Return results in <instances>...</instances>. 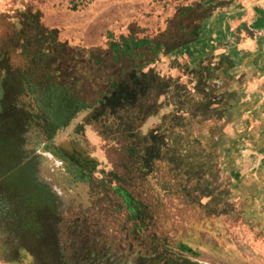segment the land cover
<instances>
[{
  "label": "rangeland",
  "instance_id": "374dc122",
  "mask_svg": "<svg viewBox=\"0 0 264 264\" xmlns=\"http://www.w3.org/2000/svg\"><path fill=\"white\" fill-rule=\"evenodd\" d=\"M210 4L0 0V264H264V232L255 244L239 232L251 182L227 171L220 146L207 151V110L191 104L207 50L194 29ZM130 84L149 86L138 121L120 88ZM160 135L161 148L148 145ZM199 162L201 183L185 179ZM73 166L92 178L76 181ZM219 214L222 236L204 223Z\"/></svg>",
  "mask_w": 264,
  "mask_h": 264
},
{
  "label": "crops",
  "instance_id": "0c3cea01",
  "mask_svg": "<svg viewBox=\"0 0 264 264\" xmlns=\"http://www.w3.org/2000/svg\"><path fill=\"white\" fill-rule=\"evenodd\" d=\"M210 1L207 22L200 20L194 29L205 33L207 50L195 63L190 84L207 88V124L211 133L220 129L217 146L222 159L229 158L227 171L238 175L239 183L251 182L253 189L242 191L245 218L264 232V0ZM33 123L30 132L41 137L44 150V125Z\"/></svg>",
  "mask_w": 264,
  "mask_h": 264
},
{
  "label": "trees",
  "instance_id": "16d2710c",
  "mask_svg": "<svg viewBox=\"0 0 264 264\" xmlns=\"http://www.w3.org/2000/svg\"><path fill=\"white\" fill-rule=\"evenodd\" d=\"M137 85H140V86H143L144 88H143V93H138V92H136V91H134V89H133V87L134 86H137ZM121 86V85H120ZM129 87H130V90H129V92L124 88V86H121L120 88L123 90V91H125V93H126V96H125V99H124V104H125V106H136L137 105V109L138 108H140V111L141 112H138V114L139 115H137V117H136V119H137V121L138 120H141L143 117H144V113L147 111V110H149V108H151V107H146V99H147V95H145V92L147 91L146 89L149 87V86H147V85H144V84H130L129 85ZM193 90H194V94H192L193 95V100H192V103L191 104H194L195 105V107L196 108H201V109H205V111L207 110V107L209 108V106H208V102H207V88H204V87H202V88H196V87H193ZM185 93H188V91H186ZM185 93L183 94L184 96H187L188 94H186L185 95ZM176 99L178 100V107H179V104H180V102H181V104H183L184 102H182V99L181 98H179L178 99V96L176 97ZM213 104V107H214V103H211V105ZM152 106H153V104H152ZM124 110V109H123ZM156 133V132H155ZM154 133V134H155ZM154 134H152V136L154 135ZM211 138H210V140L207 142V151H211V148H217L218 146V143L217 142H220V140H221V135H220V129H215V130H213V132L211 133ZM159 137V136H158ZM160 139L158 138V141L157 140H154L153 141V143L152 144H148L149 146H153V147H160L161 146V144H162V142H163V138H162V136L160 135ZM222 141V140H221ZM160 144V145H159ZM161 148V147H160ZM215 148V149H216ZM214 149V150H215ZM218 149V148H217ZM161 150V149H160ZM184 150V149H183ZM183 150L181 151V154H180V156L179 157H181V158H187V155L185 154V153H183ZM187 151H189V150H186V152ZM148 156L145 158L146 160H144L143 162H144V165L145 166H142V168L143 167H145V172H143V173H148V172H150V171H152L153 170V168H151V167H149L150 166V164L148 165V163L152 160V157H154L153 156V154L151 153V154H147ZM149 156H151L150 158H148ZM57 157H59L58 155H57ZM209 158L211 159V157L209 156ZM196 159V158H195ZM204 160H206L205 158H204ZM182 161H183V159H182ZM203 161V160H202ZM206 162V161H205ZM204 162V163H205ZM151 163V162H150ZM201 163V164H200ZM193 165L194 164H188V166L186 167V168H184V170L183 171H180V172H183V174L182 175H185V179H189V181H191V180H197V178H199V183H201L200 181H202L203 180V177H199V176H197L196 175V173L198 172L199 173V175H200V171H202V170H204V167H206L207 165H204V166H202L203 165V163L202 162H199L198 163V165L199 166H201V168L199 169H196V170H191L192 169V167H193ZM199 170V171H198ZM72 173H73V176L75 177V180L76 179H81V180H84V179H90V178H92V176H87V175H82V172H81V168L80 167H76V166H73V169H72ZM172 173H174V174H178V172L176 171V170H172ZM179 176H181V175H179L178 174V177ZM205 179V178H204ZM77 181V180H76ZM177 182L176 183H179V184H181L182 183V181H183V179H181V178H177V180H176ZM77 184H79L78 182H76ZM184 187H185V185H184ZM184 187H182L183 189H186V188H184ZM194 188L197 190V191H200L201 190V186H198V184H196L195 183V185H194ZM226 198H229V193L227 192L226 193ZM131 199L133 198V197H130ZM214 215V214H213ZM220 215V218L218 219V220H215V221H210L209 219H207V221L206 222H204V223H209V224H211V226L209 225V226H207V229H213V230H215V232L216 233H218V235L220 236H222V235H226V230H229L228 229V226H226V220H225V218H222L221 219V214H219ZM219 215H217V216H219ZM239 215H241V219H243L244 221H246V218H245V216H246V213H245V211H243L242 212V214H239ZM216 216V217H217ZM199 222H195V223H193V224H191L192 225V232L193 231H197V230H199V232H196V234L197 233H202V231H201V229L203 228V224H198ZM243 224H244V226L243 227H241V230L239 231L240 232V236H241V233H242V237L243 238H245V239H251L252 240V243H256L257 241H256V237H258V235H260V233H259V231H257V230H254L253 229V226H251L249 223L247 224V221L246 222H243ZM205 225V224H204ZM225 227H224V226ZM196 228V229H195ZM192 232H191V234L190 235H188L187 237H186V239H183V241L185 242V244H184V248L188 251V249L189 248H191L188 244H191V240H196L197 238L195 237V235H192ZM248 234L247 235V237H246V234ZM241 237V238H242ZM260 241V240H259Z\"/></svg>",
  "mask_w": 264,
  "mask_h": 264
},
{
  "label": "flooded vegetation",
  "instance_id": "af4514ba",
  "mask_svg": "<svg viewBox=\"0 0 264 264\" xmlns=\"http://www.w3.org/2000/svg\"><path fill=\"white\" fill-rule=\"evenodd\" d=\"M7 119H10V118H7ZM1 120H3V117L0 118V121H1ZM10 121H11V119H10ZM3 122H4V121H1V124H2V125H4ZM12 122H13V121H12ZM8 131H9L8 134H10V136H12V135H13V131H14L13 128H12V126L8 128ZM45 148H47V145H46Z\"/></svg>",
  "mask_w": 264,
  "mask_h": 264
},
{
  "label": "water",
  "instance_id": "95a60500",
  "mask_svg": "<svg viewBox=\"0 0 264 264\" xmlns=\"http://www.w3.org/2000/svg\"><path fill=\"white\" fill-rule=\"evenodd\" d=\"M49 154H50L53 158L59 160L60 162H63L62 160L58 159V157L55 156L53 153H50V152H49ZM192 260H194V259H192ZM194 261H196V260H194Z\"/></svg>",
  "mask_w": 264,
  "mask_h": 264
}]
</instances>
